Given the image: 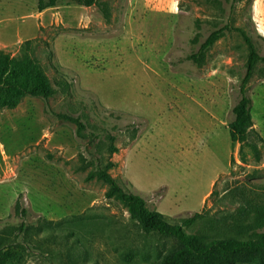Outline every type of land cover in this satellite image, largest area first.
I'll use <instances>...</instances> for the list:
<instances>
[{
  "label": "rangeland",
  "instance_id": "obj_1",
  "mask_svg": "<svg viewBox=\"0 0 264 264\" xmlns=\"http://www.w3.org/2000/svg\"><path fill=\"white\" fill-rule=\"evenodd\" d=\"M100 1L109 19L96 6L39 12L37 0H0V51L14 58L33 41L56 91L0 109V234L20 235L10 264L161 263L175 242L143 233L117 195L106 198L110 185L90 178L110 162L168 223L207 212L183 227L189 235L264 234V214L239 217L232 198L245 187L264 202L262 62L247 86L260 159L229 133L249 56L240 31L264 57V0ZM220 29L202 60H188Z\"/></svg>",
  "mask_w": 264,
  "mask_h": 264
},
{
  "label": "trees",
  "instance_id": "obj_2",
  "mask_svg": "<svg viewBox=\"0 0 264 264\" xmlns=\"http://www.w3.org/2000/svg\"><path fill=\"white\" fill-rule=\"evenodd\" d=\"M237 1V0H236ZM64 4H76L85 8L98 7L106 19L109 14L106 3L100 0H37L39 12L49 8H55ZM224 29L213 31L206 41L201 45L198 54L188 57V60H202L205 53L222 36ZM249 47V56L246 67V74L241 81L239 102L233 108L234 120L229 126V133L232 143L240 145L249 144L257 160L260 159V152L256 143H250L252 134H255L252 117V99L248 95L247 86L254 76L256 66L262 62V57L252 39L244 32L240 31ZM33 41L23 44L21 53L14 58L0 51V109H16L25 97H42L45 100L53 98L56 94L48 80L44 67L32 55ZM59 118L77 125L78 133L84 130V125L79 118L61 114ZM260 138V137H258ZM114 141L113 138H110ZM110 152H117V148L110 147ZM113 167V163H107L105 167H98L90 178L96 177L109 184L111 189L106 193V198L111 199L117 195L118 198L128 208L129 216L141 228L146 235L157 234L175 242V247L164 255L160 264H264V234L255 238L236 239L219 238L203 241L195 236L187 234L183 227L192 226L196 222L207 217V212L196 213L186 218L182 225H172L168 223L164 216L147 208V202L133 194L127 187L114 179L108 170ZM264 191V186L261 187ZM247 189L241 187L239 191L232 192L233 199H239L241 206L237 216L245 217L251 214H264V202L258 203L250 199ZM18 202L17 205L18 206ZM23 216L26 212H22ZM238 227H228L232 229ZM19 230L27 232L28 228L24 223ZM238 233L240 231L237 229ZM244 232V231H243ZM243 232L239 235L242 236ZM20 235L11 238L10 235L0 234V264H10L9 250L19 246Z\"/></svg>",
  "mask_w": 264,
  "mask_h": 264
},
{
  "label": "crops",
  "instance_id": "obj_3",
  "mask_svg": "<svg viewBox=\"0 0 264 264\" xmlns=\"http://www.w3.org/2000/svg\"><path fill=\"white\" fill-rule=\"evenodd\" d=\"M50 9V8H49Z\"/></svg>",
  "mask_w": 264,
  "mask_h": 264
}]
</instances>
